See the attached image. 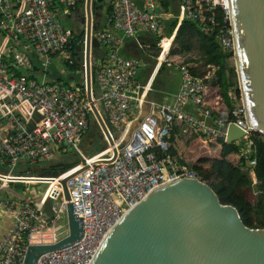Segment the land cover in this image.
<instances>
[{
    "label": "built area",
    "instance_id": "1",
    "mask_svg": "<svg viewBox=\"0 0 264 264\" xmlns=\"http://www.w3.org/2000/svg\"><path fill=\"white\" fill-rule=\"evenodd\" d=\"M75 2L0 0V165L7 167L0 171V187L10 182L24 186L47 183L42 192L14 191V196L0 198V205L12 218L0 236V264H21L30 245L52 244L67 236L68 203L81 221V236L41 252L33 264H90L107 233L133 206L168 183L199 178L167 151L175 125H182L184 131L192 128L203 139L220 136L225 141L228 126H238L243 134L231 142L239 144L237 154L246 159L255 179V158L250 157L254 128L247 123L243 98L232 101L231 118L213 113L202 99L205 80L213 76L215 67L199 74L190 62L174 63L180 83L172 99L150 100L148 109L142 110L144 95L135 75L147 62L122 54L120 46L123 36L139 30L156 34L162 44L168 34L157 11L158 0H110L107 24L91 29L90 48L93 38L105 48L104 57L95 64L89 52L91 97L110 123L111 143L87 96L85 21L81 40L60 18L70 13ZM227 5V0H179L182 18L196 21L201 31L214 33L221 46L234 50V28ZM217 7L223 11L224 24L220 26L215 21ZM80 42L82 85L49 78L46 71L53 57L58 56L67 67L75 61L73 45ZM34 59L38 77L16 73L14 68L34 71ZM190 105L191 110L187 108ZM91 120L106 144L88 153L82 141ZM69 149L79 158L66 168L11 171L20 160L42 163ZM54 169L59 173L53 174ZM63 178L69 198L65 197ZM64 216L65 228L61 223Z\"/></svg>",
    "mask_w": 264,
    "mask_h": 264
},
{
    "label": "water",
    "instance_id": "2",
    "mask_svg": "<svg viewBox=\"0 0 264 264\" xmlns=\"http://www.w3.org/2000/svg\"><path fill=\"white\" fill-rule=\"evenodd\" d=\"M232 6L247 123L264 136V0H232ZM81 12L85 21L87 96L112 143L110 123L91 97L89 52L93 64L105 55V48L95 38L90 48L91 29L99 27L94 1L85 0ZM75 47L82 58L83 42ZM242 134V129L230 124L226 141L240 139ZM61 182L69 198L65 178ZM67 216L70 233L52 244L30 245L21 264H33L41 252L81 236V221L71 203L67 204ZM90 264H264V227L244 224L236 207L222 203L204 180L184 178L154 190L128 210L107 233Z\"/></svg>",
    "mask_w": 264,
    "mask_h": 264
},
{
    "label": "trees",
    "instance_id": "3",
    "mask_svg": "<svg viewBox=\"0 0 264 264\" xmlns=\"http://www.w3.org/2000/svg\"><path fill=\"white\" fill-rule=\"evenodd\" d=\"M93 1L94 12L96 14L95 20L98 21V19H100V16L97 14L98 6L96 2L98 0ZM83 2L84 0H76L75 5H81L80 7H82ZM161 4V9L166 8L167 0H161ZM64 15H69V13ZM215 21L217 26L224 24L223 11L220 7L215 9ZM175 25L176 19L172 18L171 24L168 26L169 28L165 30L166 34L171 33ZM72 30L76 38L80 36L82 32H78L79 29L77 28H72ZM168 37L171 39L170 35H168ZM158 39L159 36L157 37V40ZM174 40L178 44L176 47L171 46L168 53V61L172 64L188 62L191 58L187 59L186 55L190 53L193 47H196L204 58L203 65L207 67L201 72L196 69V66H193V71L195 73L204 74L207 69L215 67L213 76L205 80L202 89V99L207 103L213 113L223 114L231 118L232 101L234 99L240 100L239 88L237 86L234 87L233 97L230 96L229 92L230 82L227 77L226 60L232 55V48L221 46L214 33H205L201 31L196 21L185 17L182 18L176 28L173 41ZM166 45L170 44L167 43ZM182 52L183 54H181ZM73 56L75 57V61L67 64L68 73L56 77L61 83H69V75H75L74 71L81 68V60L78 58L79 54L75 45H73ZM33 62L34 71L28 70L25 72L23 69H14L17 74L25 73L26 78L38 77V72H35V70H38L36 59H34ZM234 67L230 68L231 71L234 70ZM93 92L95 95L97 94V89L94 85ZM94 124L95 122L91 120L90 125L93 126ZM176 129H178V125L173 126L169 136L171 144L168 145L167 151L170 155L175 156L179 161L185 163L189 168L194 170L201 180H204L213 188L222 203L234 205L244 224L250 227H264V136L255 130L251 135L254 149L250 157L255 158V164L252 170L257 188L263 194L261 202L255 204L252 201V175L250 169L246 166V159L237 154L239 147L238 143L225 141L224 138L220 136H211L203 139L192 128H189L182 138L184 144L182 151L178 152L172 143ZM92 131L94 130H90L85 134V138L89 137L85 140V145L87 143V147L85 148V145L83 147L86 152L98 150L99 148L101 149L106 144L100 134ZM69 151L70 150H67L63 153H68ZM63 153L56 158L58 160L54 158L48 163L43 164L42 167L36 169V171H41L43 169L49 170L52 166L66 168L68 165L77 161L73 154L74 152L72 154ZM6 168L3 170L6 171ZM28 168L31 167L28 166Z\"/></svg>",
    "mask_w": 264,
    "mask_h": 264
},
{
    "label": "crops",
    "instance_id": "4",
    "mask_svg": "<svg viewBox=\"0 0 264 264\" xmlns=\"http://www.w3.org/2000/svg\"><path fill=\"white\" fill-rule=\"evenodd\" d=\"M96 4L98 6L97 14L100 16L99 27H104L107 24L106 18L110 11V0H98ZM80 6L81 5H75L71 9L69 15H60L63 24L71 28H80L82 21L84 22V19H82L83 14L81 12L82 7ZM160 6H162L161 0H158L157 11L159 16L165 22L166 30L169 28L168 26L171 24L172 18L176 19L175 28L171 31V33L168 34L170 35L171 39H169L168 36L164 37L161 44V41L159 39L157 40L158 36L156 34L147 30H139L132 35L123 36L120 46L122 54L126 56H138L147 62L146 65H142L139 67L138 72L135 75V80L141 86V91L144 95V102L142 106L143 111L148 109L150 100H171L180 83V72L178 68L175 66V64H172L168 61V53L172 46L176 28L182 20L179 0H167L166 8L162 7L163 9H161ZM2 37L3 32L0 31V43L2 41ZM167 43H169L170 45H166ZM165 48L167 49L165 50ZM67 73V67L63 65L62 60L58 56H54L52 59V63L46 71V75L49 78L56 79L57 76H62L63 74ZM74 73L77 74L78 77L75 78L74 75L70 74L69 82H82L83 75L81 68L74 71ZM187 108L189 110L192 109L191 105L187 106ZM178 128H181V131L184 132V130L182 129V125L178 126ZM53 159L54 158H50V160ZM50 160H47L41 164L31 163V168H28V166L25 167L24 165H26L27 163L22 162V164H24L21 165L22 171H20V167H18V170L16 172H23L24 170L36 171V169L42 167L43 164L48 163ZM17 163L21 164V162L19 161ZM5 168V166L0 165L1 172H3V169ZM11 171L15 172L14 168H12ZM24 190L25 189L23 183L10 182L7 186L0 187V198L6 196L12 197L14 196V191L21 192ZM11 222L12 218L10 214L6 213L3 207L0 205V236L6 232V230L11 225Z\"/></svg>",
    "mask_w": 264,
    "mask_h": 264
},
{
    "label": "rangeland",
    "instance_id": "5",
    "mask_svg": "<svg viewBox=\"0 0 264 264\" xmlns=\"http://www.w3.org/2000/svg\"><path fill=\"white\" fill-rule=\"evenodd\" d=\"M82 28H83V22H82V24H81V26H80V28H79V30H78V32L79 31H82L83 32V30H82ZM177 42H175V40L174 41H172V46L173 47H176L177 46ZM169 48V47H168ZM167 48H165V50H166ZM233 52H234V50H232V55H230L228 58H227V60H226V70H227V77H228V80H229V82H230V90H231V92H234V87L235 86H237L238 87V76H237V71H236V61H235V57H234V55H233ZM181 54H183V52L181 53ZM186 57H187V59L188 58H191V59H189L190 61H188V62H190L191 64H193L194 66H196L197 68L196 69H198L199 71H201L202 72V70L204 69V68H206L207 66L205 65H203V60H204V58L201 56V53L198 51V49H196V47H193V49L190 51V53L189 54H187L186 55ZM186 57H184V58H186ZM235 66V67H234ZM231 67H234V70L233 71H231ZM207 72H210V71H212V69H207L206 70ZM206 71L204 72V73H206ZM198 73V72H197ZM203 74V73H202ZM83 75V74H82ZM80 76V75H79ZM74 77L75 78H77L78 77V75L77 74H75L74 75ZM83 78V77H82ZM77 80V79H76ZM241 91H240V89H239V93H240ZM240 96H241V93H240ZM90 130H94L96 133H98V134H100V131H99V129H98V127H97V125L96 124H94L93 126H89L88 127V131H90ZM94 131H92V132H94ZM176 132H175V135H174V139H173V141H172V143H173V145L175 146V148L177 149V151H182V148H183V140H182V138H183V136L187 133V131H188V129L186 130V131H184V132H182L181 131V128H178V129H176L175 130ZM255 131H258V130H255ZM260 134H261V132L260 131H258ZM97 134V135H98ZM101 135V134H100ZM86 136H84V140H83V142H82V147H84V145H85V140H87L88 138H85ZM102 137V136H101ZM87 147V143H86V145H85V148ZM102 149V148H101ZM70 151L68 152V153H70V154H72L73 153V150H71V149H69ZM98 150H100V148L98 149ZM98 150H92V151H88V153H92V152H95V151H98ZM68 153H63V154H68ZM74 155H75V159H78L79 157H78V155L77 154H75V153H73ZM60 156V154H57V155H55L54 156V158H56V157H59ZM55 160H58V159H55ZM19 162H21V164H19V163H17L16 165H15V167H12V168H14V170L15 171H17L18 170V167H20V171H22V169H21V165H24V164H22V162H24V160H20ZM24 166H30V164L29 163H27L26 165H24ZM252 179H253V181H252V183H253V196H252V201L255 203V204H258L259 202H261V200L263 199V194H262V192L257 188V185H256V180L252 177ZM47 185V183H44V182H40V183H37V182H35V184H33V185H30V186H24V189L26 190V191H37V190H39L40 192H42L43 190H44V188H45V186ZM61 223H62V227L63 228H65L66 226H67V222H66V217L64 216L63 217V219H62V221H61ZM61 234H63V233H59V235H61Z\"/></svg>",
    "mask_w": 264,
    "mask_h": 264
},
{
    "label": "bare ground",
    "instance_id": "6",
    "mask_svg": "<svg viewBox=\"0 0 264 264\" xmlns=\"http://www.w3.org/2000/svg\"><path fill=\"white\" fill-rule=\"evenodd\" d=\"M227 7L229 9V16L231 19V22L234 24L235 27V20H234V13H233V6H232V0H227ZM235 35V34H234ZM234 47H235V61H236V68H237V73H238V77H239V85H240V91L243 94V80L241 77V71H240V67H239V63H238V43H237V34L235 35V40H234ZM252 126V125H251ZM253 128L255 126H252ZM31 177V176H28ZM30 179V178H29ZM34 180V178H32Z\"/></svg>",
    "mask_w": 264,
    "mask_h": 264
}]
</instances>
